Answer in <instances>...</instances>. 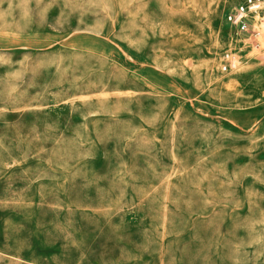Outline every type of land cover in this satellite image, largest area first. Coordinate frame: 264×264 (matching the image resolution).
<instances>
[{
	"label": "rangeland",
	"instance_id": "1",
	"mask_svg": "<svg viewBox=\"0 0 264 264\" xmlns=\"http://www.w3.org/2000/svg\"><path fill=\"white\" fill-rule=\"evenodd\" d=\"M249 1L0 0L1 252L264 264V12L230 22Z\"/></svg>",
	"mask_w": 264,
	"mask_h": 264
},
{
	"label": "built area",
	"instance_id": "2",
	"mask_svg": "<svg viewBox=\"0 0 264 264\" xmlns=\"http://www.w3.org/2000/svg\"><path fill=\"white\" fill-rule=\"evenodd\" d=\"M260 12H264V0H250L245 6L235 7L230 14V22L239 30L246 31L249 26V16ZM228 61L231 69L238 67L239 60L236 54L231 55Z\"/></svg>",
	"mask_w": 264,
	"mask_h": 264
},
{
	"label": "crops",
	"instance_id": "3",
	"mask_svg": "<svg viewBox=\"0 0 264 264\" xmlns=\"http://www.w3.org/2000/svg\"><path fill=\"white\" fill-rule=\"evenodd\" d=\"M252 15L254 14H251L250 16ZM0 264H41V263L25 260L17 255L0 251Z\"/></svg>",
	"mask_w": 264,
	"mask_h": 264
}]
</instances>
